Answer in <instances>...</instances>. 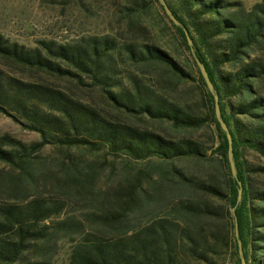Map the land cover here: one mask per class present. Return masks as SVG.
Here are the masks:
<instances>
[{"label":"trees","instance_id":"obj_1","mask_svg":"<svg viewBox=\"0 0 264 264\" xmlns=\"http://www.w3.org/2000/svg\"><path fill=\"white\" fill-rule=\"evenodd\" d=\"M165 1L188 31L219 95L233 137L242 202L238 204L239 185L213 95L183 28L169 19L158 0H129L127 35L75 44L41 41L35 48L0 35V113L39 136L31 143L0 136V264H55L60 237L72 234L78 236L71 239L69 264H241L238 239L247 264H264V165L247 158L251 153L264 159V0L250 9L242 0ZM149 3L174 33L186 64L149 40L143 19ZM57 81L98 91L108 109ZM180 85H193L189 91L198 93L196 101L174 99L172 92ZM140 121L188 135L175 140L138 127ZM203 129L209 130L210 142L194 138ZM48 147L63 153L58 173L43 163ZM76 149L131 163L157 160L171 169L155 180L152 193L142 189L138 194L128 183L114 195L106 194L100 206L109 208L98 216L100 228L87 231L80 223L61 220L65 200L46 195L53 191L70 198V188L76 197L92 191L96 175L73 160ZM187 160L202 165V175L174 165ZM168 184L174 193L166 200L174 204L172 213L131 227V212L163 206L161 192Z\"/></svg>","mask_w":264,"mask_h":264},{"label":"rangeland","instance_id":"obj_2","mask_svg":"<svg viewBox=\"0 0 264 264\" xmlns=\"http://www.w3.org/2000/svg\"><path fill=\"white\" fill-rule=\"evenodd\" d=\"M242 1L250 9L260 0ZM126 6H132L129 0H0V35L30 48L37 47L41 41L75 44L91 37L123 36L129 34L126 28L127 18L124 17ZM158 13L156 7L149 3L148 13L143 15L144 24L150 31L149 40L169 51L182 65L186 64L188 60L186 53L180 47L172 30L167 28L166 23L160 19ZM154 19L157 21L153 22ZM56 84L61 88H67L83 100H92L108 109L104 100L100 98V93L96 90L88 91L87 88L74 82L57 81ZM191 86L180 85L175 92H172V97L178 101H196L198 93L190 92ZM261 92L263 94V86ZM135 124L138 127H148L175 140L188 135L162 123L140 121ZM209 133V130L203 129L193 133V136L202 142H210ZM6 134L25 143L39 141V136L36 133L24 130L11 118L0 113V136ZM209 154L212 157L214 155L212 151ZM71 155L75 162L79 161L86 173L93 172L96 175L91 185L92 191L84 196L76 197V189L70 188L68 190L72 193L70 198L53 191L46 195L49 198L53 195L54 198L65 200L66 209L61 215V220L80 223L82 228L87 231L100 228L101 223L98 216H101L103 211L109 208V206L104 208L100 206L106 194L112 196L123 184L128 183L135 186V191L138 194L142 192V189L152 193L155 180L171 169L169 165H162L157 160L131 163L125 158L90 150H72ZM247 158L255 164L264 165V159L254 154H248ZM61 159H63V153L58 150L48 147L43 152V163L46 164L48 171L58 173L56 164ZM174 165L189 175H202V165L195 161H177ZM147 172L150 173L149 178L143 176ZM169 177L168 174L167 178ZM48 185L51 186L52 183L48 182ZM170 187L171 185L168 184L161 192L163 206L158 211L146 207L141 212L130 213L131 227H144L151 223L155 217H164L172 213L174 204L172 201H166L171 199L174 194ZM110 207V209H115L113 206ZM107 231L109 233L118 232L112 229ZM77 236V234H72L60 237L52 256L55 264H69L73 246L71 239L77 238Z\"/></svg>","mask_w":264,"mask_h":264},{"label":"water","instance_id":"obj_3","mask_svg":"<svg viewBox=\"0 0 264 264\" xmlns=\"http://www.w3.org/2000/svg\"><path fill=\"white\" fill-rule=\"evenodd\" d=\"M159 3L161 4V6L163 7L166 15L169 17V19L178 27L183 28L185 35H186V39H187V43L191 49V54L193 56V59L208 87L209 92L213 95L214 98V102H215V114H216V118L217 121L220 124V127L222 129V131L225 133L227 141H228V159H229V163H230V167H231V172H232V176L233 178L238 182L239 185V191H238V204H240L242 202V195H243V189H242V185L241 182L238 181V177H237V171H236V166H235V162H234V148H233V137L230 133V130L227 126V124L225 123V121L223 120L222 117V112H221V108L219 105V95L209 77V74L206 70L205 65L200 61V59L197 57L196 51L194 49V42L191 39L188 31L185 29V27L176 19V17L173 15L171 9L169 8L167 2L165 0H158ZM236 236L237 238H239V230H238V223L236 221ZM238 245H239V255H240V259H241V264H247L246 260H245V256H244V252H243V247H242V241L238 239Z\"/></svg>","mask_w":264,"mask_h":264}]
</instances>
